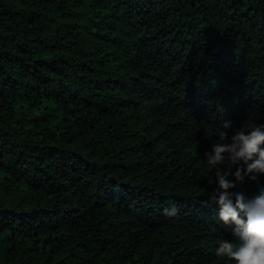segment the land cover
I'll return each instance as SVG.
<instances>
[{"label": "trees", "instance_id": "1", "mask_svg": "<svg viewBox=\"0 0 264 264\" xmlns=\"http://www.w3.org/2000/svg\"><path fill=\"white\" fill-rule=\"evenodd\" d=\"M246 122L264 0H0V264H231L205 153Z\"/></svg>", "mask_w": 264, "mask_h": 264}, {"label": "clouds", "instance_id": "2", "mask_svg": "<svg viewBox=\"0 0 264 264\" xmlns=\"http://www.w3.org/2000/svg\"><path fill=\"white\" fill-rule=\"evenodd\" d=\"M230 124L223 123L218 133L222 140L227 138L225 129ZM205 155L207 163L215 168L217 187L211 200L218 207L219 220L231 227L236 238L235 242L219 239L217 255L231 258V264H264V183L259 182L264 175V124H242L230 143H215ZM246 178L257 181L258 191L252 195L237 190L238 183ZM166 211L173 216L178 208L173 204Z\"/></svg>", "mask_w": 264, "mask_h": 264}]
</instances>
